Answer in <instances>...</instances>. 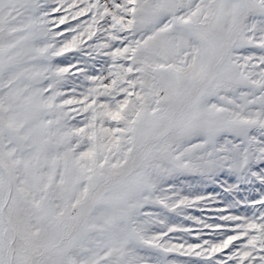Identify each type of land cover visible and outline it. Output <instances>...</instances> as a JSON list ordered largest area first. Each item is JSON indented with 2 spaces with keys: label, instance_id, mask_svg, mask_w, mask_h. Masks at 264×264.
Returning <instances> with one entry per match:
<instances>
[{
  "label": "snow or ice",
  "instance_id": "6c2138e0",
  "mask_svg": "<svg viewBox=\"0 0 264 264\" xmlns=\"http://www.w3.org/2000/svg\"><path fill=\"white\" fill-rule=\"evenodd\" d=\"M0 264H264V0H0Z\"/></svg>",
  "mask_w": 264,
  "mask_h": 264
}]
</instances>
